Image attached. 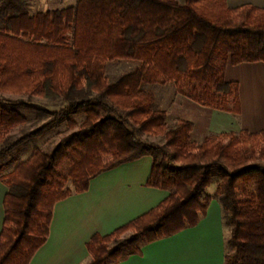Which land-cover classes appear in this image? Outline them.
Returning <instances> with one entry per match:
<instances>
[{"label":"trees","instance_id":"16d2710c","mask_svg":"<svg viewBox=\"0 0 264 264\" xmlns=\"http://www.w3.org/2000/svg\"><path fill=\"white\" fill-rule=\"evenodd\" d=\"M122 59L140 64L110 82L106 63ZM256 61H264V8L251 3L79 0L33 13L29 0H0V93L67 103L56 110L22 100L0 107V159L64 120L72 130L10 172L3 173L13 161L0 163L8 187L0 264H30L49 237L56 203L144 156L152 157L147 184L168 196L110 234L96 233L88 242L89 264L140 255L144 244L197 225L213 199L230 226L224 264H264V132L195 141L194 122L179 118L169 126L166 112L154 108V93L143 88L174 82L177 93L202 106L239 114L238 83L226 79L227 64ZM18 108L50 118L8 141L28 121ZM160 135L162 143L150 140ZM214 179L216 190L208 194Z\"/></svg>","mask_w":264,"mask_h":264},{"label":"crops","instance_id":"0c3cea01","mask_svg":"<svg viewBox=\"0 0 264 264\" xmlns=\"http://www.w3.org/2000/svg\"><path fill=\"white\" fill-rule=\"evenodd\" d=\"M78 1L66 0L67 4L57 9L74 6ZM227 3L230 7L251 3L264 8V0H227ZM226 79L238 83L241 112L216 109L230 124L215 127V134L264 132V61L228 63ZM233 120L235 126H231ZM151 170L152 157H141L99 174L91 180L87 191L56 203L49 237L30 264H89L92 257L88 242L96 233L110 234L168 196V191L147 184ZM7 191L8 187L0 180V234ZM227 239L222 206L213 199L207 215L197 225L146 243L140 255H129L113 264H224Z\"/></svg>","mask_w":264,"mask_h":264},{"label":"rangeland","instance_id":"374dc122","mask_svg":"<svg viewBox=\"0 0 264 264\" xmlns=\"http://www.w3.org/2000/svg\"><path fill=\"white\" fill-rule=\"evenodd\" d=\"M29 1L31 4V12L33 13L39 12L41 10L47 11V9H57L67 4H65L66 0ZM71 2H73V0H71ZM139 64L140 63L138 61L131 59L108 61L105 67V73L110 82H115L120 77L134 71L139 66ZM143 88L154 93V108L166 112L169 126H174L179 118L188 119L194 122L192 139L195 141H200L206 135H215V127H228L230 124L229 120L222 119V117H220L219 111H217L215 107L202 106L192 101L188 97L177 93L174 82H167L165 84L144 83ZM21 100L27 103L40 105L52 110L59 109L60 107L65 106L67 104L60 98L48 99L39 96H19L0 93V107H11L14 103H17ZM18 110L28 118V121L25 124L13 128L8 137V141H14L19 137L29 133L33 129L42 125L45 121L50 118V116L44 112L24 108H18ZM74 118L78 122H81L84 118V114L81 113ZM232 122L233 123L231 124V126H235V121L233 120ZM71 131L72 130L68 129L67 122L64 120L48 129L43 135L33 138L27 141L22 146L12 149L3 158L0 159V163L3 164H8L11 161L14 162V164L5 168L3 173L5 174L7 172H10L11 170H13L15 165L28 159L29 156L35 151V149H41L47 152L51 151L59 142L61 137ZM150 140L155 143H162L164 141V136L160 135L156 137H151ZM216 186L217 182L216 179H214L213 183L207 188L206 192L208 194H214ZM224 223L227 228V238H229L230 226L226 222ZM226 248L228 251L229 248L227 244Z\"/></svg>","mask_w":264,"mask_h":264}]
</instances>
